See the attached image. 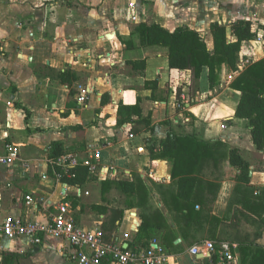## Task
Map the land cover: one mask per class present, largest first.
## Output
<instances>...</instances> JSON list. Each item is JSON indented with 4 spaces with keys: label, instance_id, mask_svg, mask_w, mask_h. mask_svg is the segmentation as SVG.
<instances>
[{
    "label": "crops",
    "instance_id": "crops-1",
    "mask_svg": "<svg viewBox=\"0 0 264 264\" xmlns=\"http://www.w3.org/2000/svg\"><path fill=\"white\" fill-rule=\"evenodd\" d=\"M240 19L254 20L258 35L243 43L239 66L264 57V0H0V157L11 144L19 153L11 163L0 162V222L7 216L45 222L68 203V216L93 230L111 224L109 209H123L114 236L126 249L137 248L142 217L151 216L159 226L149 247L164 248L169 264H251L264 249V150L253 143L248 120L235 116L241 92L230 84L244 68L224 65L212 83L205 67L194 92L190 72L169 67L168 49L142 46L134 31L142 22L169 30L188 26L213 49L211 23ZM138 60L146 61L143 72L130 63ZM66 70L74 73L71 85L59 79ZM80 88L88 90L86 103L78 101ZM121 102L139 103L152 128L121 123ZM133 127L142 131L133 134ZM173 134L219 142L209 154L188 155L189 164L176 172L198 175L189 205L197 203L201 218L184 216L174 157L151 156L149 148L159 149ZM55 142L63 150L56 162L50 158ZM232 148L250 164L248 191L229 164ZM87 160L95 168L88 166L79 185L49 172L55 163L66 172ZM111 181L142 185L130 193ZM155 210L162 217L152 216ZM205 241L216 249L194 255L191 248ZM226 242L236 245L232 260L221 250ZM73 252L66 239L51 234L40 243L0 238V264H69Z\"/></svg>",
    "mask_w": 264,
    "mask_h": 264
},
{
    "label": "trees",
    "instance_id": "trees-1",
    "mask_svg": "<svg viewBox=\"0 0 264 264\" xmlns=\"http://www.w3.org/2000/svg\"><path fill=\"white\" fill-rule=\"evenodd\" d=\"M134 31L139 35L141 45H160L168 49V61L171 69L188 70L190 72L191 87L195 92L199 88V80L203 74L205 67L209 68V78L212 83L216 82L222 67L225 65L233 71H239L240 53L243 43L253 40L258 35L256 22L252 19H240L231 24L213 22L210 25V31L213 37V49H209L207 42L199 30L188 26L178 27L174 30H169L159 23H139L135 26ZM129 47L132 43L124 42ZM134 69L143 72L146 68L145 60L130 62ZM74 73L66 70L59 74V79L65 84H72ZM230 87L241 92L235 116L240 119H247L248 125L251 127L252 140L256 148L264 150V57L251 62L240 71L239 75L231 82ZM193 92V93H194ZM180 94V92H179ZM107 95H103L102 105L106 104ZM119 115L123 118V122H135L136 125L150 129L152 122L150 117L142 116V109L139 103L128 105L119 104ZM138 117V119H133ZM142 128L133 127L131 133L142 131ZM219 142L205 141L197 139L193 135H168L160 143V148L150 147L152 158L164 157L171 155L175 159L173 177L177 178V197L183 203L184 216L186 219L201 218L204 215L201 211L196 210V202L189 205L195 186L198 185V175L190 172H183L177 175V169L185 167L189 164L190 158L188 155L197 154L199 151L210 153L214 150ZM62 144L59 142L53 143L50 158L56 162L60 155L63 154L61 149ZM158 150V151H157ZM229 164L237 170L235 179L245 190L253 188L250 177V164L242 157L238 149L232 148L229 150ZM61 173L62 180H67L71 184H82L89 175V168L86 165H76L69 167L64 172L62 168L55 163L50 166L49 172ZM189 171V170H188ZM178 173V172H177ZM70 177V178H67ZM109 185L113 183L122 187L124 191L135 193L140 192L142 183L117 181L107 182ZM95 208H103L96 205ZM113 220L109 225L101 227L103 238L106 242L116 243L114 231L117 228V220L121 221L124 217V210L111 208ZM154 217H162L161 212L155 210L152 214ZM150 217H142V224L136 237L135 247H149L148 241L152 237V232L156 226L150 223ZM188 221V220H187ZM132 246V245H130ZM136 248V249H137ZM255 252V257L252 258L251 264H264V249H258Z\"/></svg>",
    "mask_w": 264,
    "mask_h": 264
},
{
    "label": "built area",
    "instance_id": "built-area-1",
    "mask_svg": "<svg viewBox=\"0 0 264 264\" xmlns=\"http://www.w3.org/2000/svg\"><path fill=\"white\" fill-rule=\"evenodd\" d=\"M135 3L131 2L130 7L135 8ZM136 14H131L132 20H136ZM251 59L243 61L240 68H245ZM1 76V71H0ZM2 93L0 90V97ZM88 90L80 88L78 101L86 103ZM17 148L11 144L7 147V153L0 157L1 163H11L18 157ZM100 152L96 153L99 156ZM73 164L79 163L76 157L71 158ZM91 169L95 164L91 160L84 162ZM69 204L62 203L59 211L50 220L42 222L36 220L21 219L14 216H7L0 222V238H17L27 236L32 242L40 243L42 236L51 234L54 237L66 239L73 247L74 252L69 264H103L104 261H112L117 264H169L170 256L160 246H151L147 249H126L120 243L106 242L103 238L101 228L85 229L78 225L68 216ZM235 244L221 243V250L228 260H232L234 255L232 249ZM216 249V244L212 241L197 243L191 248L194 255L199 253H211Z\"/></svg>",
    "mask_w": 264,
    "mask_h": 264
},
{
    "label": "water",
    "instance_id": "water-1",
    "mask_svg": "<svg viewBox=\"0 0 264 264\" xmlns=\"http://www.w3.org/2000/svg\"><path fill=\"white\" fill-rule=\"evenodd\" d=\"M111 36V35H110ZM127 246V245H126Z\"/></svg>",
    "mask_w": 264,
    "mask_h": 264
},
{
    "label": "rangeland",
    "instance_id": "rangeland-1",
    "mask_svg": "<svg viewBox=\"0 0 264 264\" xmlns=\"http://www.w3.org/2000/svg\"><path fill=\"white\" fill-rule=\"evenodd\" d=\"M259 56V55H258Z\"/></svg>",
    "mask_w": 264,
    "mask_h": 264
}]
</instances>
